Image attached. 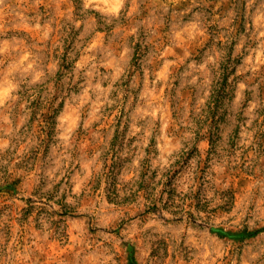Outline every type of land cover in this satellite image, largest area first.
I'll list each match as a JSON object with an SVG mask.
<instances>
[{
	"label": "rangeland",
	"instance_id": "1",
	"mask_svg": "<svg viewBox=\"0 0 264 264\" xmlns=\"http://www.w3.org/2000/svg\"><path fill=\"white\" fill-rule=\"evenodd\" d=\"M0 264H264V0H0Z\"/></svg>",
	"mask_w": 264,
	"mask_h": 264
},
{
	"label": "trees",
	"instance_id": "2",
	"mask_svg": "<svg viewBox=\"0 0 264 264\" xmlns=\"http://www.w3.org/2000/svg\"><path fill=\"white\" fill-rule=\"evenodd\" d=\"M229 90L226 85L225 77L223 76L220 80H217L215 85L212 87L211 94L209 96L208 105L210 109H217L222 103L223 99Z\"/></svg>",
	"mask_w": 264,
	"mask_h": 264
}]
</instances>
